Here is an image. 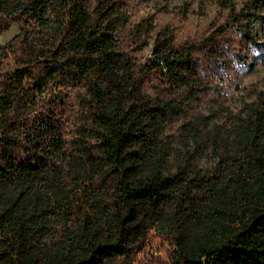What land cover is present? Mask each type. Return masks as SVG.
Returning a JSON list of instances; mask_svg holds the SVG:
<instances>
[{
  "label": "trees",
  "instance_id": "16d2710c",
  "mask_svg": "<svg viewBox=\"0 0 264 264\" xmlns=\"http://www.w3.org/2000/svg\"><path fill=\"white\" fill-rule=\"evenodd\" d=\"M217 1L230 7L227 21L181 43L163 26L141 60L119 45L126 18L118 0H0V31L21 21L0 44V264H122L152 227L176 264H264L257 81L239 87L233 154L212 173L162 169L157 133L181 109L169 93L210 88L195 49L219 63L223 78L264 47L252 31L262 0L240 9ZM228 21L239 24L237 40ZM148 73L154 92L142 87ZM198 122L187 128L196 133Z\"/></svg>",
  "mask_w": 264,
  "mask_h": 264
},
{
  "label": "rangeland",
  "instance_id": "374dc122",
  "mask_svg": "<svg viewBox=\"0 0 264 264\" xmlns=\"http://www.w3.org/2000/svg\"><path fill=\"white\" fill-rule=\"evenodd\" d=\"M86 1L90 7L96 2ZM118 1L126 18V23L117 31L119 45L128 54L141 60L151 56L153 39L163 26L169 27L175 43H181L202 39V36L230 18V7L220 5L217 0ZM231 1L240 9L246 0ZM256 10L260 16L253 19L252 31L264 42V0ZM140 22H147L152 28H140L137 26ZM20 24L21 21L12 22L0 31V44L16 33ZM238 25L233 21L227 24L228 34L235 40L239 35ZM193 53L202 64L210 88L198 95L184 89L169 93L181 104V109L164 120L157 133L165 146L162 162L165 172L183 167L190 174L195 171L212 173L221 157L235 152L228 126L233 112L244 97L239 87L257 81L264 88V47L250 50L245 65L238 67L233 75L225 71L223 78L219 63L199 49ZM241 53L245 54L244 50ZM155 78V73L145 75L142 87L154 92L157 88ZM191 120L199 121L196 133L187 128L186 123ZM120 260L122 264H176L177 258L167 246L166 238L156 227H152L144 242L133 251L120 255Z\"/></svg>",
  "mask_w": 264,
  "mask_h": 264
}]
</instances>
